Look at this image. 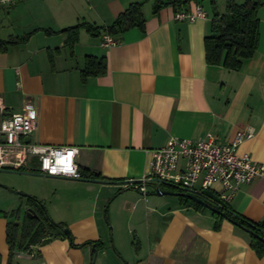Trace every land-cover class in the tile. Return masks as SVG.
Instances as JSON below:
<instances>
[{
	"label": "crops",
	"instance_id": "obj_1",
	"mask_svg": "<svg viewBox=\"0 0 264 264\" xmlns=\"http://www.w3.org/2000/svg\"><path fill=\"white\" fill-rule=\"evenodd\" d=\"M167 1L175 0L160 3ZM210 1L163 6L154 14L155 0H22L0 7V41L30 34L0 52V100L7 112L32 105L37 119L30 141L78 148L79 171L107 180L49 177L34 163L10 171L14 178L2 176L0 184L43 203L68 228L74 247L56 237L26 255L11 253L10 214L26 199L0 186V264H264L248 234L225 219L215 229L211 211L184 207L179 196H156L151 189L143 196L121 186L146 174L151 152L171 137L230 143L237 131L252 129L236 152L264 164V0H253L261 4L258 48L237 70L205 61L210 11L193 23L173 19L178 11L203 9L204 2L210 10ZM215 2L223 12L225 0L222 9ZM133 4H141L144 30L124 32L116 46L101 45L104 31L94 36L82 28L70 53L56 34L79 23L104 28ZM85 56L105 58L107 68L83 82ZM212 191H220L218 183ZM227 204L264 221V179L240 185ZM14 231L18 239L20 227ZM87 242L98 244L96 255L82 247Z\"/></svg>",
	"mask_w": 264,
	"mask_h": 264
},
{
	"label": "built area",
	"instance_id": "obj_2",
	"mask_svg": "<svg viewBox=\"0 0 264 264\" xmlns=\"http://www.w3.org/2000/svg\"><path fill=\"white\" fill-rule=\"evenodd\" d=\"M20 1L0 0V7ZM173 19L193 23L206 20L207 14L196 6L190 11L176 12ZM117 44L116 37L102 36L103 47ZM36 119L32 105L26 104L21 112L8 113L0 100V169L22 171L34 163L36 172L43 175L80 180L81 173L75 162L78 148L24 141L34 131ZM253 134L252 129L237 131L230 143H219L210 137L197 141L171 137L163 147L151 152L146 174L138 180L122 182L121 186L145 196L156 184L176 186L183 192L195 194L212 191L213 185L218 183L220 191L216 194L223 203H228L240 185L257 178L264 179V164L254 162L248 154L238 155L236 152L239 144L252 138Z\"/></svg>",
	"mask_w": 264,
	"mask_h": 264
},
{
	"label": "trees",
	"instance_id": "obj_3",
	"mask_svg": "<svg viewBox=\"0 0 264 264\" xmlns=\"http://www.w3.org/2000/svg\"><path fill=\"white\" fill-rule=\"evenodd\" d=\"M198 3L199 0H175L167 1L164 4L160 0H155L154 13L161 7L174 5L181 7L186 3ZM260 3L253 0H245L241 4H237L234 0H225V8L223 12H219L215 0L210 1L211 19L209 24V35L203 40L205 61L209 65H221L228 70H237L241 67L242 61L250 59L258 48L259 41V20L257 11ZM145 20L141 13V4H133L125 11L120 13L111 25L104 28H99L88 23H79L75 26L66 28L57 32L64 37L65 45L68 46L70 53L73 52V47L78 41L80 29L84 28L89 34L99 36L100 31L105 34L118 37L124 32L138 28L144 30ZM30 37V34L22 38H9L6 41H0V52H5L10 45L24 43ZM107 64L105 58H96L93 56H85L83 68L80 70L81 81H85L89 77H95L103 74L106 71ZM81 179L91 180H106L100 175L90 172H80ZM107 181V180H106ZM169 186V185H168ZM171 187V186H170ZM172 192H183L178 188H170ZM26 199V206L32 212L30 219H25L20 227V235L17 239L14 229L15 224L11 225L7 230V242L11 253L15 252L29 253L32 252L31 246L40 244L41 240L47 237L67 238L70 245L74 247L71 237H67L62 229L67 228L65 225L57 223L56 227L53 222L47 221L38 214L41 202L29 195H20ZM180 205L191 207L198 211L205 210L202 205L195 203L189 198L182 196L178 197ZM221 213L211 212L215 218L214 228L217 229L222 220H227L236 227L243 230L250 238V247L255 252L257 257L261 258L264 254V221L253 222L236 212H234L227 203H224L220 209ZM19 211L11 212L10 215H19ZM6 215V214H2ZM19 227V226H18ZM252 232L263 241L259 240ZM87 243L83 244L86 246ZM82 246V247H83ZM94 248L98 249V244H94Z\"/></svg>",
	"mask_w": 264,
	"mask_h": 264
},
{
	"label": "water",
	"instance_id": "obj_4",
	"mask_svg": "<svg viewBox=\"0 0 264 264\" xmlns=\"http://www.w3.org/2000/svg\"><path fill=\"white\" fill-rule=\"evenodd\" d=\"M24 141L25 142H29L30 141V137H26ZM0 171H3V170H0ZM2 187H4L5 189L9 190L10 192H14L15 194H17L19 196L20 195H26V194H23V193H20V192H16L15 190H13L11 188H8L6 186H2ZM171 187H173L175 189L177 188L176 186H171ZM124 190H128V189H124ZM153 194L156 195V196L170 195V196H177V197L178 196H182V197H185V198H189L192 201H194L195 203L202 205L207 210H209L211 212H216V213L221 214L222 216H224V214L221 213V211H220V209L223 207L224 203L219 199L217 194H215L214 192H212L210 190H203L200 193L191 194V193H188V192L178 193V192H172V191L171 192L170 191H163L161 189V187H154L153 188ZM16 211H19V213L24 212L26 215H28V214L32 215V212L26 206H24L23 208H18ZM54 225L56 227L58 226L57 223H54ZM62 232L67 237L70 236V232H69L68 228L62 229ZM249 234L254 235L259 240L263 241V239L260 238L259 236H257L256 234H253L252 232H249ZM51 240H52V237L44 238L43 240H41L40 246H44V245L50 243ZM87 245L90 246V248L93 250L94 255H96L97 250L94 248V244L92 242H87ZM15 254L16 255H26L25 253H21V252H15Z\"/></svg>",
	"mask_w": 264,
	"mask_h": 264
},
{
	"label": "rangeland",
	"instance_id": "obj_5",
	"mask_svg": "<svg viewBox=\"0 0 264 264\" xmlns=\"http://www.w3.org/2000/svg\"><path fill=\"white\" fill-rule=\"evenodd\" d=\"M219 5H220V9H222V5L224 4L223 3V0H219ZM202 7H203V10L206 11L207 13H210L209 11V2H204L202 4ZM1 170V169H0ZM10 172V171H9ZM8 170H3V171H0V180L3 178L2 176H7L9 178H14L15 176L11 173H9ZM0 186H6L4 184H0ZM8 188H10L9 186H6ZM3 189V188H2ZM5 190V189H4ZM0 200H1V196H0ZM170 200H175L173 198H170ZM19 214V213H18ZM38 214L41 215V217L45 218L47 221H51L53 223H57L53 220V218L50 216L49 214V211L47 209V207L42 203L41 204V207H40V210L38 209ZM24 217H25V213L23 212L21 214V216L19 217L18 215H15V225L18 227H20L21 223L24 222ZM103 220L105 222V224H107V228L109 229V231H111V225L109 224L108 220H107V214L105 212V215H104V212H103ZM109 239L111 240V237L109 236ZM111 249L113 250V245H111Z\"/></svg>",
	"mask_w": 264,
	"mask_h": 264
},
{
	"label": "flooded vegetation",
	"instance_id": "obj_6",
	"mask_svg": "<svg viewBox=\"0 0 264 264\" xmlns=\"http://www.w3.org/2000/svg\"><path fill=\"white\" fill-rule=\"evenodd\" d=\"M22 213H23V212H21L18 216L20 217ZM31 217H32V215H30V214L26 215V214H25L24 220H25L26 218H27V219H30ZM22 224H23V222L21 223V225H22ZM21 225H20V227H22Z\"/></svg>",
	"mask_w": 264,
	"mask_h": 264
}]
</instances>
